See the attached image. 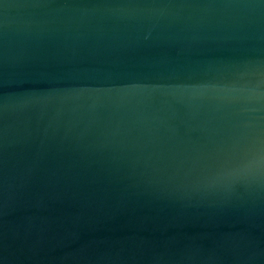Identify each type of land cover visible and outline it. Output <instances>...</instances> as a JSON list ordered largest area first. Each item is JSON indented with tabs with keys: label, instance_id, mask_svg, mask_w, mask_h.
<instances>
[{
	"label": "water",
	"instance_id": "1",
	"mask_svg": "<svg viewBox=\"0 0 264 264\" xmlns=\"http://www.w3.org/2000/svg\"><path fill=\"white\" fill-rule=\"evenodd\" d=\"M0 264H264V0H0Z\"/></svg>",
	"mask_w": 264,
	"mask_h": 264
}]
</instances>
